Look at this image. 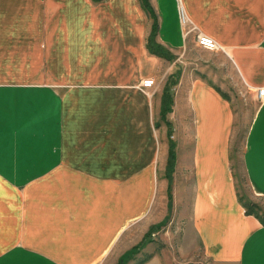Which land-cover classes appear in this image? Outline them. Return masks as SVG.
Wrapping results in <instances>:
<instances>
[{
	"label": "crops",
	"instance_id": "crops-1",
	"mask_svg": "<svg viewBox=\"0 0 264 264\" xmlns=\"http://www.w3.org/2000/svg\"><path fill=\"white\" fill-rule=\"evenodd\" d=\"M227 63L264 196V0H0V264H165L154 239L116 249L165 215L183 257L195 239L214 264H264V212L231 166L235 104L212 76Z\"/></svg>",
	"mask_w": 264,
	"mask_h": 264
},
{
	"label": "rangeland",
	"instance_id": "rangeland-1",
	"mask_svg": "<svg viewBox=\"0 0 264 264\" xmlns=\"http://www.w3.org/2000/svg\"><path fill=\"white\" fill-rule=\"evenodd\" d=\"M194 52L196 53L195 55L197 56V58L202 57V54H199L198 51L194 50L193 53ZM205 55L206 56L204 57H208L207 54ZM221 70L215 72V74H213L212 76L215 78V75H217L216 77H220V80L224 81L223 85H225L226 89L229 90V93L233 98V102L235 104V110L237 114L235 129L231 138V152H232L231 166L235 176L238 195L244 204L251 207H255L256 210L262 213L264 212V196L258 194L252 188L249 181L247 180L244 168L241 163V155L245 143L247 128H248V124L251 121V117H250L251 108L249 107L250 97L245 89L243 82L241 81L239 74L235 70H233L231 66L228 65V63L225 65V69L222 71ZM163 72L166 73L167 71L164 69V65L163 66L161 65L159 77L162 76ZM27 75H29L28 72ZM243 105L246 108H243ZM41 131L43 134L42 135L43 144L48 146V135L47 136L44 135L45 132L48 133V129L45 126H42ZM157 206H159V204ZM160 217L161 215H159V218ZM169 217H171V215H165L163 218L157 221L158 223L156 222L157 225L153 224V228L151 229L148 228L145 218L139 221L125 232V235L123 236L121 241L122 245L116 247V249L120 247L123 248L125 245H128L129 243L132 245L130 249H133L135 244H138V247L140 248L141 246L142 247L144 246L142 244H144L145 242L154 239L156 240L154 241V246L157 245V248L165 247L166 249H169L171 252L170 256H168V254L167 255L163 254V257L165 258V264H214L212 261L206 259L203 254H201L202 250L200 249V246L198 245L197 241H195L194 238H191L192 240L194 239L193 248L189 250V253H194V251H196L195 253L196 256L188 257L187 256L188 253H185L186 254L185 257L181 256V251L177 248L178 246L176 244H178L179 241V243L182 245V241H183L182 234L184 232L183 230L181 231L175 230L174 227L170 226V224L168 223L170 219ZM157 229H159L158 232ZM153 231L155 232L154 234ZM180 233H181V238L178 239L177 237ZM164 235H167V239H164ZM179 254L180 256L178 258V263H175L174 261H170L172 258H175ZM115 264H119V263H115Z\"/></svg>",
	"mask_w": 264,
	"mask_h": 264
},
{
	"label": "built area",
	"instance_id": "built-area-1",
	"mask_svg": "<svg viewBox=\"0 0 264 264\" xmlns=\"http://www.w3.org/2000/svg\"><path fill=\"white\" fill-rule=\"evenodd\" d=\"M180 13H181V20L183 23H185L187 21V16H186L184 8H180ZM198 42L199 44H201L202 46L206 48H210V49L218 48L217 41L207 34L199 35ZM142 85L144 87H152L155 85V79L154 78L144 79L142 82ZM259 94L261 98L264 100V87L259 88Z\"/></svg>",
	"mask_w": 264,
	"mask_h": 264
},
{
	"label": "trees",
	"instance_id": "trees-1",
	"mask_svg": "<svg viewBox=\"0 0 264 264\" xmlns=\"http://www.w3.org/2000/svg\"><path fill=\"white\" fill-rule=\"evenodd\" d=\"M155 35V34H154ZM154 35H153V37H154ZM149 44H150V42H149ZM152 46V45H151ZM149 48H150V46H149ZM152 48V47H151ZM159 53H161V52H159ZM165 100V99H164ZM169 101H171V99L169 100ZM169 109H170V107L169 108H165L164 109V111L163 112H167V111H169ZM245 206L247 207V211L249 212H255V213H257V214H259V211L258 210H256V208L255 207H251V206H248V205H246L245 204ZM260 215V217L261 218H263L264 219V214L262 215V214H259ZM124 261H126V258H123L122 259V261L121 262H119V264H125V262Z\"/></svg>",
	"mask_w": 264,
	"mask_h": 264
}]
</instances>
